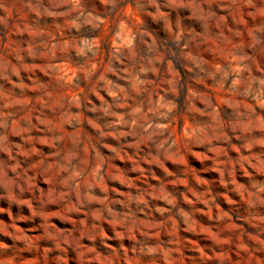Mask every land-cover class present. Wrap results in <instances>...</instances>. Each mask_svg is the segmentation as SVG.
<instances>
[{
	"label": "clouds",
	"instance_id": "obj_1",
	"mask_svg": "<svg viewBox=\"0 0 264 264\" xmlns=\"http://www.w3.org/2000/svg\"><path fill=\"white\" fill-rule=\"evenodd\" d=\"M0 264H264V0H0Z\"/></svg>",
	"mask_w": 264,
	"mask_h": 264
}]
</instances>
